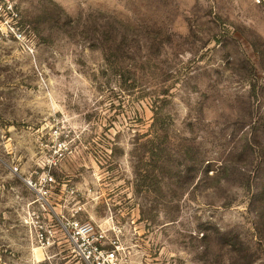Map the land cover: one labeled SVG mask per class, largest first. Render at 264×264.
<instances>
[{
  "label": "rangeland",
  "instance_id": "rangeland-1",
  "mask_svg": "<svg viewBox=\"0 0 264 264\" xmlns=\"http://www.w3.org/2000/svg\"><path fill=\"white\" fill-rule=\"evenodd\" d=\"M9 1L0 264H82L30 180L119 264H264V0Z\"/></svg>",
  "mask_w": 264,
  "mask_h": 264
},
{
  "label": "built area",
  "instance_id": "built-area-1",
  "mask_svg": "<svg viewBox=\"0 0 264 264\" xmlns=\"http://www.w3.org/2000/svg\"><path fill=\"white\" fill-rule=\"evenodd\" d=\"M18 17L13 5L9 0L0 2V25H9L10 20L13 21ZM10 19V20H9ZM13 32L14 27H10ZM19 34V33H14ZM21 36V34H19ZM44 172L49 175V179L45 180L53 181L50 176V171L55 168V149L53 152L43 159ZM34 190L39 194L38 207L33 210L30 214L32 220L35 222V239L45 245L48 243L50 236L53 235L52 231L49 230L52 227V223L49 222H60L63 230L66 231L71 244L74 247L75 252L79 256L82 264H119L117 251L118 247H115L116 243L114 240L108 239V230L103 228L101 225H97L91 221H83L79 219L76 214L79 213L81 208L75 211L70 217L60 216L55 214L54 208L51 203L52 195L51 190L46 186H52L51 184H41L33 186ZM71 194H74V190H71ZM54 219V220H53ZM115 232V230H113ZM113 232V233H114ZM116 236V235H115Z\"/></svg>",
  "mask_w": 264,
  "mask_h": 264
}]
</instances>
